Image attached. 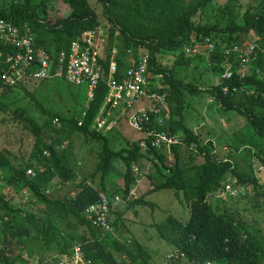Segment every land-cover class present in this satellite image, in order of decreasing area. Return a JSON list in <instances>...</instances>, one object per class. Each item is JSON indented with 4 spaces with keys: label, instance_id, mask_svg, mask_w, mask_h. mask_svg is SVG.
<instances>
[{
    "label": "trees",
    "instance_id": "obj_1",
    "mask_svg": "<svg viewBox=\"0 0 264 264\" xmlns=\"http://www.w3.org/2000/svg\"><path fill=\"white\" fill-rule=\"evenodd\" d=\"M63 1L71 12L51 20L46 17L51 0H0V19L30 28L36 44L33 49L38 52L43 47L55 61L60 52L67 58L72 41L85 45L83 33L95 30L100 66V78L93 88L87 81L75 84L63 77L77 88L70 94L80 96L74 100L80 104L79 115L67 114L65 108L60 113L48 112L32 94L44 80L3 82L1 74L13 71L12 64L4 60L18 49L0 43V111H11L21 119L18 113L22 109L11 107L16 103L11 92L29 85L27 94L41 115L49 117L46 128L33 118H23V127L32 132L33 139L23 154H15L6 143L0 145V183L14 191L0 188V264H30L27 248L39 257V264H73L76 248L82 260L78 264H264V230L258 219H249L254 216L239 208L240 201H249L255 210L264 200V173L260 177L254 173L264 164V0L239 5L237 14L230 4L220 5L213 22L195 18L211 0H96L100 14L87 0ZM141 62L145 69L139 87L144 95L139 101L142 99L147 110L159 108L166 119L165 126H157L156 131L180 139L168 150L152 145L154 137L143 134L139 139H126L125 146L115 150L106 133L117 128L106 132L94 128L95 119L128 123L127 115L139 101L127 106L125 100H119L113 105V98L107 101L108 82L128 79V68ZM225 71L231 72L227 78L222 77ZM151 94L163 99L153 100ZM206 97L221 110L243 116L263 140L253 155L254 169L241 171L236 156H231L232 163L218 154L212 139L206 138L216 137L219 131L206 124L192 130L193 123H187L188 111L205 123L200 109ZM66 129L98 143L99 151L88 178L78 180L77 187L75 184L62 195L66 183H74L76 176L70 166L71 150L57 151L46 133ZM222 147L231 154L226 144ZM244 148L251 154L246 145ZM248 158L244 156L246 161ZM141 159L148 160L150 167L138 180ZM108 176L121 180L118 188L107 190ZM229 181L250 183L253 188L236 196L221 194ZM23 189L33 200H17L16 193ZM161 189H171L174 196L182 197L187 207L184 216L145 199V192ZM34 201L45 207L35 209ZM97 203L105 205L110 231L120 230L118 221L125 217L118 211L121 203L134 211L136 206H147L151 217L159 209L151 226L171 246L173 256L156 262L136 239L114 237L106 246L103 239L110 234L101 227L100 212L86 209Z\"/></svg>",
    "mask_w": 264,
    "mask_h": 264
},
{
    "label": "rangeland",
    "instance_id": "obj_2",
    "mask_svg": "<svg viewBox=\"0 0 264 264\" xmlns=\"http://www.w3.org/2000/svg\"><path fill=\"white\" fill-rule=\"evenodd\" d=\"M87 1L90 6L95 10V12L99 14L101 13L100 3H98L96 0ZM249 2L250 0H211L202 9L201 12H203V14L197 15L195 18L201 16V22H213L214 13L216 16V8L218 6L230 4L234 9L235 13L237 14L239 5L245 6ZM47 11L48 13L46 17H49L51 20H53L55 18H60L68 15L71 12V8H69V6L65 4L63 0H51V2H49L48 4ZM40 15H42L41 12ZM236 19L239 21L240 17L236 16ZM201 65L205 66L206 64L203 63ZM38 85V88L33 93H31L37 99V101L46 110H48V112L58 111L60 113L61 111L59 110L65 108L69 109L67 111V114L68 112H72V115H79L80 104L74 103V100L76 101V99H78L80 96L78 94H70V90H72L73 92L75 91L76 93L77 88L69 86L66 81L63 80V78L59 77L44 80ZM29 90L30 86L27 85V87L23 89L16 88L15 91L12 90L11 92V96H15L16 99V103L13 102L11 104V107L12 109H22L18 113L22 115L21 119L15 118L11 111H0V145L6 143L9 149H15V154H23L22 152H26V150L30 148V145L33 141L31 135L32 132H29L23 127L25 123L23 118H33L39 125L44 126V128L47 127L45 124L46 119H49V117H47L46 115H41V112L35 106L34 101L27 94ZM201 98V96L198 97V99ZM205 100L206 102L200 109V111H202L203 118H207L208 126H210L211 128L220 126L221 132L220 134H218L217 138L213 140L215 146H217L219 150V147L221 145L226 144L228 148L227 150H230L231 153L226 155L230 158L231 162V156L234 155L237 157V163L240 164L241 171L243 170V168L247 170L246 172H249L251 168L254 169L255 165L253 166L252 162L253 155L258 151V147L261 146L263 140L252 132L253 129L250 125H248L246 119L243 116L239 115L238 113H235L234 111H221L219 105L214 100L207 97ZM207 100L211 102H208ZM81 103H85L84 99H82ZM198 107L199 106H196V108ZM119 120L120 119H117L115 124V127L117 128L115 129L116 131L110 130L106 133L107 137L109 138L110 147L115 150H118L125 146L126 139H139L142 137V133L140 131L131 128L126 122H119ZM199 121L200 119L197 120L195 118L194 113H191V111L187 112V123L190 122L193 123L192 126H196L197 122ZM242 130H244L247 134H250V132H252V135L247 140L250 141L245 144L246 148L250 150L251 154H249V151L247 150L244 151L245 145L241 144L239 146H236L235 144V142L237 140H240V138L242 137ZM19 132H22V135H20ZM46 136L47 140H50L49 142H52L54 146H57V151L65 148H69L71 150V153L69 154L70 166L74 167L76 176L75 180L73 181L74 183L67 182L65 185V189L60 192V194L62 195L67 194L72 190L75 184L77 187L78 180L82 178H88V174L90 173V171H92L97 161L99 144L95 143L90 138L84 139L82 135H78L75 132H71L69 129H66L65 131H63V133L47 131ZM243 151L244 156L246 158L250 156L247 161L244 159ZM200 161V158H198V162ZM232 163H234V160ZM137 166V179L141 180L143 174L149 169L150 163L148 160L141 159L140 164H138ZM139 182L140 181H136V184H138ZM120 183L121 180L117 181L112 176H108L106 181L107 190L111 191L115 188H118ZM6 187L7 186L4 183H0L1 189H5ZM9 188L13 191L10 186L7 187V189ZM118 190L121 191L120 189ZM43 192L47 193L48 188L43 189ZM134 193V195L136 196L138 193V186H136V190L134 191ZM145 195V199H147L148 201L157 202L161 204V206L162 204L167 205L171 210L175 211L178 216H184L187 210V207L185 206L182 197L174 196L171 189H161L154 192L150 191V193L149 191H147L145 192ZM16 196L18 197L17 200H21L22 202H25L27 200H33L26 189L18 191L16 193ZM259 202L260 206L255 210L251 207L249 201H240L239 208L244 207L246 212L254 216L252 218L248 217L249 219H258L260 226L264 230V223H262L264 218V200L261 199ZM44 207L45 205H41L34 201L35 209H42ZM133 208L134 207H130L126 209L125 203L120 204V209H118V211L121 213V215L123 213L125 215L124 218H122L121 216L122 221H118L120 230L115 231L112 228L109 232V237L107 239H103L104 244L106 246H110L113 242L114 237H117L122 241L128 239H136L139 243H141V245H143L148 250L151 258L154 261H164L166 252H168L172 248L168 243L159 238L158 233L151 226V224L156 219L155 216H157V212L160 214L161 211L157 209L155 215L151 217L149 207L136 206L135 208L137 211H134ZM111 216L115 218L113 214H111ZM25 255H30V264H39V257L32 253L29 248L25 250ZM14 264L20 263L16 262Z\"/></svg>",
    "mask_w": 264,
    "mask_h": 264
},
{
    "label": "built area",
    "instance_id": "obj_3",
    "mask_svg": "<svg viewBox=\"0 0 264 264\" xmlns=\"http://www.w3.org/2000/svg\"><path fill=\"white\" fill-rule=\"evenodd\" d=\"M96 36L97 33L95 30L83 33L81 40L85 45H82L78 40L72 41L67 58L64 52H60L55 61L54 57H51L50 53L43 47H39L40 50L38 52L33 49V46L36 44L33 31L30 28L26 25L15 26L10 22L0 19V43H11L18 49V52L9 54L5 58V62L12 64L13 71L10 73L4 72L1 74V79L5 84L13 85L16 80L24 78L48 80L54 77H65L69 82L75 84L87 81L89 87L93 88L100 78V66L96 60L98 53V38ZM242 60L247 61L248 57ZM144 69V62L138 63L137 66L128 68V79H124L121 82L112 80L110 84L108 82L110 90L107 101L113 98V105L119 100H125L127 106H131L132 104L136 105L140 97L144 95V91L139 87ZM114 70L115 66L112 64L111 71ZM230 75V71H225L222 77L227 78ZM223 89L227 90L228 88L224 86ZM150 96L153 100L163 99L154 94ZM141 100L137 108L128 113V125L138 131H141L145 127V131H142L145 134V138L154 137V140L151 142L152 145L158 147L164 146L168 149L171 144L179 143L180 139L178 136H168L165 132L155 130L156 125L161 126L163 124V118L161 117L159 108L153 107L147 110L145 106L140 105ZM95 120L98 128L107 127L104 120ZM260 169L261 173L264 172V166H261ZM249 187H243L229 182V184L225 185L224 191L221 194L227 193L236 196L239 192H246ZM86 209L88 212H100L99 219L102 229L104 231H110L108 221L105 219L106 210L104 204H91ZM76 251L77 259L73 261V264H78L79 261H82L78 256V248H76ZM171 257L172 254H168L166 259L168 260Z\"/></svg>",
    "mask_w": 264,
    "mask_h": 264
},
{
    "label": "crops",
    "instance_id": "obj_4",
    "mask_svg": "<svg viewBox=\"0 0 264 264\" xmlns=\"http://www.w3.org/2000/svg\"><path fill=\"white\" fill-rule=\"evenodd\" d=\"M221 110V109H220ZM221 111H223V110H221ZM225 112V111H224ZM226 112H228V111H226ZM208 120H207V118H206V121H205V123H201V121H199V122H197V124H199V125H196V126H192V130H196L198 127H200L202 124L203 125H208V122H207ZM224 124V123H223ZM221 126H224V125H221ZM213 129H215V130H217V131H219V134H220V126L219 127H212ZM217 128H219V129H217ZM252 132H250V134H247L244 130H242V137L240 138V140H237L236 142H235V144H236V146H239V145H241V144H243L244 142H246L247 140H248V138L252 135L251 134ZM218 136V135H217ZM217 136L216 137H212V138H206V139H212V142H213V140L214 139H216L217 138ZM220 143V142H219ZM213 144L215 145V143L213 142ZM216 147V149H217V152H218V154L220 153V156H223L225 159H227V160H229L230 161V158L226 155V154H229V153H227L226 151H223L222 149H223V147H222V145L219 147V150H218V148H217V146H215ZM222 147V148H221ZM252 162H253V160H252ZM261 166V165H260ZM259 166V167H260ZM257 170H258V168H257ZM257 176V175H256ZM170 252V250L168 251V252H166V254L167 253H169ZM165 254V255H166Z\"/></svg>",
    "mask_w": 264,
    "mask_h": 264
},
{
    "label": "clouds",
    "instance_id": "obj_5",
    "mask_svg": "<svg viewBox=\"0 0 264 264\" xmlns=\"http://www.w3.org/2000/svg\"><path fill=\"white\" fill-rule=\"evenodd\" d=\"M208 102H211V101H209V100H207ZM140 105H142V106H145V104L142 102V100H141V102H140ZM151 118H153V117H151ZM165 122H166V119H163V124L161 125V127H164L165 126ZM106 124H107V127H101V128H98L97 127V125H96V121H95V130L96 131H103V132H106V131H108L109 129H111L112 127H114L115 126V124H116V121H110V122H106ZM158 125H156V127H157ZM132 128V127H131ZM142 134H143V136L145 137V134H144V132H141ZM180 134V133H179ZM145 148V144H143V149ZM165 149H167V148H165ZM169 149V148H168ZM167 149V150H168ZM140 163V162H139ZM261 166H264V164L263 165H261ZM260 166V167H261ZM260 167L258 166L257 168H258V170L257 169H255L254 170V173L257 175V177H260V175H261V169H260ZM262 173H264V172H262ZM229 182H233L234 184H238V185H240V186H243V187H247V186H250L249 187V189H247L246 191H249V190H252V188H253V185L252 184H250V183H246L245 185H242L241 183H238V182H235V181H229ZM110 232V231H109ZM168 254H171V253H167L166 255H165V259H164V261L165 260H167L166 259V256L168 255ZM173 256V255H172Z\"/></svg>",
    "mask_w": 264,
    "mask_h": 264
}]
</instances>
